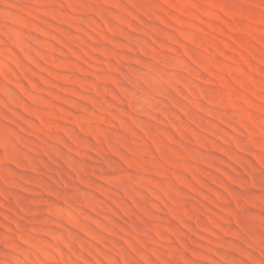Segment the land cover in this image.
I'll use <instances>...</instances> for the list:
<instances>
[{
	"label": "rangeland",
	"instance_id": "1",
	"mask_svg": "<svg viewBox=\"0 0 264 264\" xmlns=\"http://www.w3.org/2000/svg\"><path fill=\"white\" fill-rule=\"evenodd\" d=\"M0 264H264V0H0Z\"/></svg>",
	"mask_w": 264,
	"mask_h": 264
}]
</instances>
